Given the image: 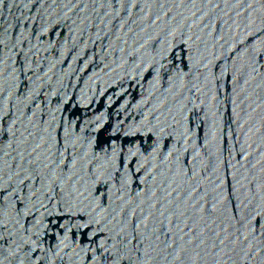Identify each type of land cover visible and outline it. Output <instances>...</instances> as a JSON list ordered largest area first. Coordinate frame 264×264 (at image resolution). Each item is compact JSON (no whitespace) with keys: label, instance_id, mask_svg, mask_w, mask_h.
<instances>
[{"label":"water","instance_id":"water-1","mask_svg":"<svg viewBox=\"0 0 264 264\" xmlns=\"http://www.w3.org/2000/svg\"><path fill=\"white\" fill-rule=\"evenodd\" d=\"M0 264H264V0H0Z\"/></svg>","mask_w":264,"mask_h":264}]
</instances>
